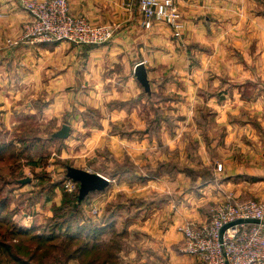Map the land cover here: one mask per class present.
Wrapping results in <instances>:
<instances>
[{"label": "crops", "instance_id": "0c3cea01", "mask_svg": "<svg viewBox=\"0 0 264 264\" xmlns=\"http://www.w3.org/2000/svg\"><path fill=\"white\" fill-rule=\"evenodd\" d=\"M68 2L75 15L99 25H116V37L98 45L20 42L28 12L22 0H0V140L5 142L7 136L6 142L20 146L38 138L33 153L43 149L42 139L44 144L68 139L55 135L65 124L71 133L74 125L84 123L85 112L93 110L100 113L105 133L112 124L128 126L123 134L110 133L109 140L101 135L97 139L120 161L125 153L136 164L147 157L152 161L150 151L156 145L181 155L192 137L198 147L193 164L216 165L217 137H212L211 130L204 132L199 119L206 108L218 112L205 118V123L209 129L219 124L228 133L222 175L213 171L219 180L199 185L191 203L170 204L175 212L165 207L172 212L170 231L161 240L168 243L172 261V244L185 241L184 228L189 223H207L209 204L222 201L226 194L238 200L264 197V0H175L186 25L181 38L162 22L146 29L139 0ZM139 63L146 67L150 93L137 80ZM157 109L162 116L155 136L148 132L147 115L154 117ZM240 112L243 122L232 123ZM238 126L239 133L233 131ZM33 129L42 133L29 135ZM135 130L140 140L131 141L128 152L122 150L118 142L135 140ZM14 132L26 134L13 139ZM234 142L240 145L239 151L235 145L229 148ZM34 161L38 159L24 168L37 166ZM162 181L160 190L167 189ZM119 182L111 179L106 190H119ZM152 182L158 180L149 179L146 184ZM105 191L97 197L110 199ZM189 260L188 256L183 259Z\"/></svg>", "mask_w": 264, "mask_h": 264}, {"label": "rangeland", "instance_id": "374dc122", "mask_svg": "<svg viewBox=\"0 0 264 264\" xmlns=\"http://www.w3.org/2000/svg\"><path fill=\"white\" fill-rule=\"evenodd\" d=\"M148 110L149 106L142 110V115L145 116L147 113L144 114L143 112H148ZM85 113L86 118H84V123L77 127L74 125L68 139L65 141L57 139L51 143L44 144V139H42L40 146L43 149L33 153L31 151L27 152V156L25 155L24 159H20L19 161L3 159L0 161V196L5 197L8 204L7 211H4L2 215H10L11 221L18 226L33 227L37 228L39 232L43 231L46 226L49 227L48 225L52 223L51 217L57 214L58 216L60 214L66 215L70 209H73V207H68L61 212L54 211L55 206L62 203L69 167L73 166L108 175L106 172H109L114 167L115 161L123 162L128 158L135 166L134 171L136 176L133 178L116 177L117 182L121 181L119 182L121 183L119 187L122 188H120L121 190H116V187L114 188L115 190L113 188V190L111 188L106 190L105 192L107 195L109 194L110 199H99L100 197H97L98 194H95L94 196L91 195L86 201H83L82 203H85V205H80L77 221L72 226V231L75 233L79 232V227L82 224L90 227L92 223H99L101 216L104 215L105 210L112 203L124 202L127 203L131 211L126 212L122 210L120 216L117 218L118 230L126 227L128 231V234L122 239L124 250L119 254L118 264H193V258L185 251L184 239L182 242L172 244L170 249L172 252L170 253L173 260L171 261L170 259L171 255L168 254L167 250V247H169L168 243L161 240L165 239L166 232L170 231L169 222L171 217L169 216L172 212L166 210L165 207L168 205L170 211L175 212L176 208H173L171 205L175 206L183 201L187 204L191 203L190 199L193 194H198L197 188L203 183L202 180L211 179V175L214 174L215 170L218 171L219 175H222L221 172L224 164L221 159L225 157L228 148L226 142L228 133H226L225 128L219 127V124L215 128L209 129L207 123H205V118L207 119L210 115L214 117L218 112L206 108L199 119L203 122L201 124L205 126L204 132L208 133L211 130L212 137H217L214 140V144H216L215 150L217 151L216 154L214 150L217 156L216 165L208 166L198 163L193 164V159L198 155V147L197 142L192 137L183 146L184 154L180 155L176 149L169 152L168 148L156 145L153 147L154 150L150 151V156L154 158L152 161L147 157L146 162L143 163V160L140 158V164H136L127 153L124 154V158L120 161L114 156L112 151L105 149V142L99 143L97 139L101 135L103 139L109 140L110 133L113 135L123 134L128 129V126H125L126 123L112 124L109 128L110 132L106 131L105 133V131L101 130L102 125L99 123L100 113L93 110H88ZM147 117L149 118L147 121L148 132L151 134L153 129L152 134L157 136L160 123L153 121L155 117H149V115ZM242 122L243 113L240 112L232 117V123ZM240 130V126L233 129V131H237L238 133ZM135 131V140L131 139L129 141L125 139L124 142H118L122 150L128 152L131 141L136 143L140 140L138 131ZM132 132L134 133L133 129ZM30 133L27 134L37 135L42 132L33 129ZM25 134L14 132L12 137L14 139V137L17 138ZM48 135L49 133L46 132V137H51ZM9 140L10 138L6 136L4 141ZM230 146H234V149H237L235 151H239V144L234 142L232 145L229 144V148ZM130 148L132 149L133 145ZM166 157L168 160L165 159ZM34 159H38V161H34L37 163V166L29 165V167L24 168L28 162L31 163ZM219 166H221V169ZM178 171L184 172L185 175L178 176ZM26 178L31 179L29 183L24 185L18 183L21 179ZM149 179L158 180V183L152 182V184H146ZM161 179L163 183H167V189L160 190L162 188L159 183ZM182 179H184V185L180 187ZM53 184L60 187L53 190L51 186ZM77 189L79 191V185ZM151 198L159 202H154L152 206H142L149 203ZM141 199L144 202H141ZM215 204L217 202H213L208 206L209 218L207 223L203 225L197 223L189 224L198 228L207 225L211 220L212 209ZM58 216L56 220H58ZM127 220L130 221V225H127ZM103 237L105 240L109 239L110 233L105 234ZM176 244L177 249L175 248ZM185 256H188L190 259L187 263L183 261ZM71 264H80V262L74 260Z\"/></svg>", "mask_w": 264, "mask_h": 264}, {"label": "built area", "instance_id": "2783aa9c", "mask_svg": "<svg viewBox=\"0 0 264 264\" xmlns=\"http://www.w3.org/2000/svg\"><path fill=\"white\" fill-rule=\"evenodd\" d=\"M22 6L29 19L24 23L20 42L98 45L112 41L117 34L116 25H99L86 16L73 14L68 0H22ZM138 6L146 29L162 22L176 38L184 35V16L175 0H139ZM64 187L72 192L78 184L67 179ZM238 219H259L261 223L231 226L221 239L222 227ZM184 236L185 251L193 264H264V197L238 200L226 194L212 209L210 222L201 228L187 225Z\"/></svg>", "mask_w": 264, "mask_h": 264}, {"label": "trees", "instance_id": "16d2710c", "mask_svg": "<svg viewBox=\"0 0 264 264\" xmlns=\"http://www.w3.org/2000/svg\"><path fill=\"white\" fill-rule=\"evenodd\" d=\"M161 116L162 114L157 109L153 121L160 123ZM1 136L0 133V139ZM36 141L38 138L18 146L13 142L0 140V161L3 159L15 161L24 159L27 152L34 150ZM115 162L118 165L115 163L114 167L106 172L111 179L136 176L135 166L128 158L123 162ZM33 164L36 165V163ZM67 179L69 178L67 177ZM202 181V184L208 181L214 182L216 178L211 175V179ZM18 183L21 184L20 181ZM77 184L79 185V183ZM51 186L53 190L60 187L54 184ZM98 193L92 192L84 200L86 201L91 195L94 196ZM6 200L5 197L0 196V264H71L74 260L79 261L80 264H118L119 254L124 250L122 239L128 234V231L126 227L118 230L117 218L122 210L131 211L127 203H112L101 216L99 223H92L90 227L82 224L79 227V232L75 233L72 231V226L77 221V214L82 204L78 189L72 192L65 190L62 203L55 206L54 211L61 212L68 207H73V209H70L66 215L58 216L57 214L51 217L52 223L40 232L37 228L16 225L11 221L10 215L4 214L3 216L2 213L7 211L8 207ZM141 202L144 200L141 199ZM154 202L159 201L151 198L149 203L142 206H152ZM57 216L59 221L56 220ZM128 220L127 225H130ZM109 233L110 238L103 239V236Z\"/></svg>", "mask_w": 264, "mask_h": 264}, {"label": "water", "instance_id": "95a60500", "mask_svg": "<svg viewBox=\"0 0 264 264\" xmlns=\"http://www.w3.org/2000/svg\"><path fill=\"white\" fill-rule=\"evenodd\" d=\"M135 74L139 83L144 87L145 91L150 93L151 86L148 79V73L146 67L143 63H139L136 66ZM70 134V126L65 124L62 129L55 135L59 138H67ZM67 177L79 183V199L82 201L92 192H103L105 191L110 183L111 179L97 172H91L86 169L69 167ZM30 178L21 179V184H27L30 182ZM242 223H251V224H260L259 219H238L234 222L224 225L220 231L221 239L224 232L227 228L242 224Z\"/></svg>", "mask_w": 264, "mask_h": 264}]
</instances>
